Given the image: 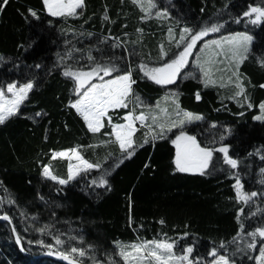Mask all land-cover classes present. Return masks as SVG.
Returning a JSON list of instances; mask_svg holds the SVG:
<instances>
[{
  "label": "trees",
  "instance_id": "trees-1",
  "mask_svg": "<svg viewBox=\"0 0 264 264\" xmlns=\"http://www.w3.org/2000/svg\"><path fill=\"white\" fill-rule=\"evenodd\" d=\"M85 2L83 16L67 20L49 17L46 12H40L39 20L22 16L21 11L26 12L28 7L39 11L42 0H10L7 8L0 14V56L4 57L0 61V78H20L19 70H11L13 61L23 69L25 76L35 74L42 77L43 82L38 80V86L31 95L32 102L23 110L32 114L43 108L50 114L48 119L52 121L50 125L47 120L34 125L30 120L19 118L12 120L6 127H0V179L4 181L0 185V197L6 201L11 194L18 201V206L11 207L10 215L23 238L25 248L21 250L15 243L11 226L6 221H0V264H67L60 257L50 255L48 249L27 244L28 239L50 240L46 234L41 235L35 231L36 227H42L46 223L54 224L52 231L58 229L73 235L82 233L87 243L95 244L101 249V255L105 254V249L113 251L115 241L127 244L142 239H164L165 233L169 238H175L178 232L185 230L199 234L201 252L210 246L212 240L231 238L238 227L235 215L240 206L235 200L229 199L234 197V179L223 173L212 176L173 174L175 147L170 140L157 141L154 148L145 145L143 149H138L135 156L126 160L108 177L110 190H105L103 186H93L91 190L88 187L91 178L99 177L102 170H94L83 180L77 178V181L70 182L68 186H59L63 188L59 193L53 182L41 176L39 161L51 164L55 173L66 175L67 161L52 159L51 149L91 145L93 147H83L81 151L93 162H103L109 152L118 155V149L115 145L100 144L103 137H93L87 133L83 121L75 115L74 110L69 112L64 108L70 98L71 85L59 71L45 75L44 69L27 65L43 62L45 66H50L56 61L57 52L64 54L66 39L72 40L77 48H86L95 41V37L88 39L85 35L81 38L83 42L78 43L71 29L97 34H107L110 29L115 35L127 31L135 39V29L143 27V50L145 53L150 52L153 60L158 58V46L166 43L169 22L153 19L141 22L140 12L131 0H123V3L121 0ZM262 2L264 0H158V3L168 7L172 13L171 24L174 31H178L177 22H188L189 26H195L214 21L225 5L234 13H239L247 3ZM106 5L107 15L110 17L108 21L103 20ZM50 20L54 26L48 23ZM123 23L128 24L127 29H121ZM248 28L252 26H246L242 22L239 25L233 23L230 30L245 31ZM220 34L228 33L222 31ZM250 34L254 37L251 55L242 65L241 71L257 85L255 88H248L253 102L257 104L256 109L241 108L234 100H222L221 97L231 94L232 88H205L199 80L192 78L179 80L178 89L176 86L162 87L142 80L136 86L137 94L152 107L157 102L165 106L164 97L169 90H178L181 93L182 107L205 117V121L189 125L190 132L195 128L194 134H197L198 139L203 140L201 129L216 123L220 131L226 127L233 128L235 135L229 139L241 157L249 151L264 147V124L252 119L253 115L258 114V103L264 101V89L258 87L259 83H264V68L259 66L260 61L264 60V26L252 28ZM189 68L190 66L185 71ZM198 89L202 96L199 102L195 100V91ZM241 111L245 112L244 116L238 115ZM65 122L69 128L63 127ZM196 124L200 127L196 128ZM45 128H48L47 141L44 140ZM138 129L136 138L139 142L143 139L145 129L140 126ZM149 161L151 168L144 169L143 165ZM111 162L110 159L108 163ZM249 162L252 167L246 171L250 174L242 177L246 182L245 190H258L261 178L259 167L264 166V162L258 156L251 158ZM5 186L8 192L4 191ZM40 195L45 197L47 204L39 199ZM257 204H260L258 199ZM8 207L5 203V209ZM252 210L255 211V206ZM21 211L26 212L27 216L20 215ZM247 212L248 208L245 207V213ZM33 216L37 217L36 221L32 220ZM161 218L166 220V224L159 223ZM259 220L258 214L252 223ZM185 224H190L191 228L185 229ZM242 264L254 262L245 258Z\"/></svg>",
  "mask_w": 264,
  "mask_h": 264
},
{
  "label": "snow or ice",
  "instance_id": "snow-or-ice-1",
  "mask_svg": "<svg viewBox=\"0 0 264 264\" xmlns=\"http://www.w3.org/2000/svg\"><path fill=\"white\" fill-rule=\"evenodd\" d=\"M9 2L10 0H0V14ZM131 2L138 8L141 22L151 18L169 22V44L174 42L178 51L169 54L171 49L161 43L158 46V58L153 60L151 53H145L143 50V27L135 29V39H132V33L127 31L115 35L110 29L107 34L71 29L76 42L82 43L81 38L85 35L88 39L95 37V41L86 48H77L72 40L66 39L64 54L57 52V59L50 66H45L43 62L27 65L44 69L45 75L59 71L71 85L70 98L64 108L69 112L74 110L75 115L83 121L87 133L93 137H103L100 144L115 145L118 149V155L109 152L103 162H93L82 153L83 147H93L91 145H77L62 150L51 149L52 159L67 161L66 175L55 173L51 164L39 161L41 176L53 182L59 193L63 191L59 186H68L70 182L77 181V178L83 180L94 170H102L99 177L91 178L88 187L91 190L93 186H103L105 190H110L108 177L126 160L135 156L138 149H143L145 145L154 148L157 141L170 140L175 147L173 174L212 176L223 173L234 179V197L229 199L240 205L235 215L237 230L231 238L212 240L203 252L200 251L199 234L185 230L178 232L175 238H169L165 233L164 239H142L127 244L115 241L113 251L108 252L105 249V254L101 255V249L95 244L87 243L82 233L73 235L58 229L52 231L54 224L51 223L35 228L36 232L46 234L50 240L28 239L27 244L46 248L50 255L60 257L67 264H242L245 258L254 264H264V207H261L264 205V166L259 167L261 178L258 181V190H245L246 182L242 178L250 174L246 170L252 167L249 162L251 158L258 156L259 160L264 162V147L249 151L241 157L229 139L235 135L233 128L226 127L220 131L216 123L201 129L203 140L198 139L197 134H194L195 128L190 132L189 125L203 122L205 117L182 107L181 93L178 90H169L164 97L165 106L161 107L157 102L155 108L147 104L136 92V86L142 80L162 87L176 86L178 89L179 80L192 78L199 80L205 88L231 86V94L221 97L222 100H234L241 108L256 109L257 104L253 102L248 88H255L257 85L252 83L250 77H246L241 67L251 55V44L254 40L250 34L252 28L264 26V2L247 3L239 13H234L225 5L214 21L195 26H189L188 22H177L178 39L177 32L171 26L172 13L168 7L158 3V0ZM85 8V0H42L39 11L28 7L26 12L22 10L21 14L25 18L39 20L40 12H46L49 17L67 20L71 17H82ZM109 19L106 5L103 20ZM242 22L252 28L245 31L230 30L233 23L239 25ZM48 23L54 26L51 20ZM127 28V23L121 25V29ZM222 31L228 34H220ZM210 34L220 35L216 39H205ZM190 59L192 70L185 71ZM2 60L4 57L0 56V61ZM259 66L264 68V60L260 61ZM11 70H19L21 76L14 79L0 78V127H6L12 120L19 118L30 120L34 125L47 120L50 125V114L43 108L32 114L23 110L32 102L31 95L38 86V80L42 83L43 78L35 74L25 76L23 69L14 61ZM258 87L264 89V83H259ZM201 99L198 89L195 91V100L199 102ZM238 115L244 116L245 112L241 111ZM252 119L264 124V101L258 103V114L253 115ZM138 125L145 129L143 139L139 142L136 138ZM63 127L69 128V125L65 122ZM199 127L200 125L196 124V128ZM174 129L176 131H173ZM44 140H48V128H45ZM110 159L112 162L108 163ZM143 167L150 169L151 162L145 163ZM3 184L4 181L0 179V185ZM4 191L8 192L6 186ZM39 199L45 204L48 203L43 195H40ZM257 199L260 204H257ZM5 203L9 206L7 209ZM12 206H18V201L11 194L6 201L0 197V221H6L11 226L15 243L21 250H25L23 238L10 215ZM254 206L255 211L252 210ZM245 207L248 208L247 213ZM258 214L260 220L253 224L252 221ZM20 215L27 216V213L21 211ZM52 215L54 216L55 212ZM32 220L36 221L37 217L33 216ZM159 223L164 225L166 220L161 218ZM184 228L190 229L191 225L185 224Z\"/></svg>",
  "mask_w": 264,
  "mask_h": 264
},
{
  "label": "rangeland",
  "instance_id": "rangeland-1",
  "mask_svg": "<svg viewBox=\"0 0 264 264\" xmlns=\"http://www.w3.org/2000/svg\"><path fill=\"white\" fill-rule=\"evenodd\" d=\"M151 19H153V20H156V21H159V22H162L161 20H157L156 18H151ZM150 19V20H151ZM150 20H147V21H150ZM169 26V24L167 25V27ZM171 26L173 27V25L171 24ZM174 28V27H173ZM175 29V28H174ZM177 32V39H178V31H176ZM166 40H165V46H167L166 48H170L171 49V51L170 52H173V51H178V49H176V47H175V43L173 42V43H171V44H169V38H168V35L166 34ZM208 38H212V39H216V38H218V36H216V34H210V36L209 37H207L206 39H208ZM253 43V42H252ZM200 45L198 44V47H199ZM251 47H252V44H251ZM189 66H190V68H189V70H187V71H191L192 70V62H191V59H190V63H189ZM187 69V68H186ZM185 69V70H186ZM198 75H199V73H197ZM227 88H231V86H229V87H227ZM160 106L161 107H164L162 104H160ZM153 108H155V106L153 107ZM140 110V109H139ZM195 123H197V122H194L193 124H195ZM139 126V125H138ZM173 131H176L175 129L173 130ZM57 160H64V159H57ZM66 161V160H65Z\"/></svg>",
  "mask_w": 264,
  "mask_h": 264
}]
</instances>
